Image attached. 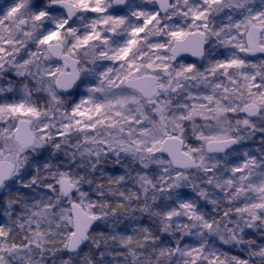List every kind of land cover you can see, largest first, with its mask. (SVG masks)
Listing matches in <instances>:
<instances>
[{
    "label": "snow or ice",
    "instance_id": "1",
    "mask_svg": "<svg viewBox=\"0 0 264 264\" xmlns=\"http://www.w3.org/2000/svg\"><path fill=\"white\" fill-rule=\"evenodd\" d=\"M0 264H264V0H0Z\"/></svg>",
    "mask_w": 264,
    "mask_h": 264
}]
</instances>
